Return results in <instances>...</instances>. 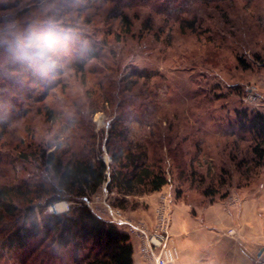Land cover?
I'll list each match as a JSON object with an SVG mask.
<instances>
[{
  "label": "rangeland",
  "instance_id": "1",
  "mask_svg": "<svg viewBox=\"0 0 264 264\" xmlns=\"http://www.w3.org/2000/svg\"><path fill=\"white\" fill-rule=\"evenodd\" d=\"M52 25L72 36L60 52L66 72L46 100L49 108L37 104L0 141V186L51 184L36 157L56 145L66 158L92 152L111 167L106 141L116 120L133 147L167 173L158 203L167 197L170 226L175 201L201 206L211 199L206 190L218 191L216 200L262 182L252 140L233 122L237 108L264 113V66L255 62V55L264 58V0H0V72L17 36ZM79 41L100 52L83 73L74 68L86 59ZM149 195L129 197L119 208L150 229L154 224L132 214ZM117 197L106 182L84 201L102 209L105 199L118 207ZM70 204L46 211L63 213ZM17 254L3 260L21 264Z\"/></svg>",
  "mask_w": 264,
  "mask_h": 264
},
{
  "label": "trees",
  "instance_id": "2",
  "mask_svg": "<svg viewBox=\"0 0 264 264\" xmlns=\"http://www.w3.org/2000/svg\"><path fill=\"white\" fill-rule=\"evenodd\" d=\"M79 43L83 44L86 59L76 63L74 68L83 73L87 59H98L100 52L89 42ZM8 51L12 54L10 49ZM255 58L256 63L264 66L263 57L255 55ZM239 63L245 70L250 68L241 58ZM66 68L65 57L61 54L58 67L47 72L13 54L6 60L0 72L3 83L0 84V141L14 134L12 125L26 120L39 108L35 107L37 104L49 108L46 100L61 86ZM234 112L233 126L237 134L251 138L253 164L261 170L264 168V113L239 108ZM119 124L117 120L113 122L106 141L111 167L92 152L74 151L66 158L56 145L51 151L50 148L42 149L36 157L51 174V184L36 186L22 182L16 186H0V264H8L3 260L6 253L14 255L16 252L21 264H31L35 260H40V264L134 263L129 235L98 217L84 199L94 195L107 182L110 193L121 195L115 198L114 204L123 209L127 206V198L159 192L169 179L164 169L149 161L144 148L133 147L126 129L118 130ZM217 193L206 190L204 195L213 202ZM227 196L222 194L220 199ZM40 199L43 201L38 202ZM64 200L71 203L66 212L46 211Z\"/></svg>",
  "mask_w": 264,
  "mask_h": 264
},
{
  "label": "crops",
  "instance_id": "3",
  "mask_svg": "<svg viewBox=\"0 0 264 264\" xmlns=\"http://www.w3.org/2000/svg\"><path fill=\"white\" fill-rule=\"evenodd\" d=\"M161 193L141 198L145 206L133 217L153 225ZM171 218L170 236L180 251L175 264H264V176L258 185L201 206L175 201ZM131 242L133 264H146Z\"/></svg>",
  "mask_w": 264,
  "mask_h": 264
},
{
  "label": "built area",
  "instance_id": "4",
  "mask_svg": "<svg viewBox=\"0 0 264 264\" xmlns=\"http://www.w3.org/2000/svg\"><path fill=\"white\" fill-rule=\"evenodd\" d=\"M96 198L101 200L99 196ZM103 203L105 207L102 209L93 207L92 201L87 204L98 217L129 235L146 264H175L179 260L180 251L170 236L171 209L166 196L160 198L155 209V222L150 229L129 219L123 210L111 206L106 199Z\"/></svg>",
  "mask_w": 264,
  "mask_h": 264
},
{
  "label": "clouds",
  "instance_id": "5",
  "mask_svg": "<svg viewBox=\"0 0 264 264\" xmlns=\"http://www.w3.org/2000/svg\"><path fill=\"white\" fill-rule=\"evenodd\" d=\"M71 39V34L52 25L45 31L17 36L10 50L17 59L35 65L41 71H54L58 67L60 52Z\"/></svg>",
  "mask_w": 264,
  "mask_h": 264
}]
</instances>
